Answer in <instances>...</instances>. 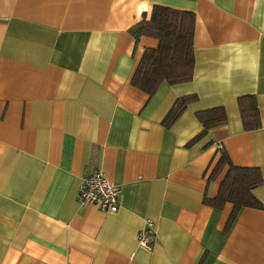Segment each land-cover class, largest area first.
<instances>
[{
    "label": "crops",
    "instance_id": "0c3cea01",
    "mask_svg": "<svg viewBox=\"0 0 264 264\" xmlns=\"http://www.w3.org/2000/svg\"><path fill=\"white\" fill-rule=\"evenodd\" d=\"M153 6L192 13L190 82L151 97L131 86L157 41L129 30ZM195 96L177 121L174 102ZM254 97L245 131L237 100ZM227 123L201 131L199 111ZM224 152L264 180V0H0V264H264L262 209L203 204L227 173ZM104 174L118 210L82 206V178ZM150 221V251L137 232Z\"/></svg>",
    "mask_w": 264,
    "mask_h": 264
},
{
    "label": "trees",
    "instance_id": "16d2710c",
    "mask_svg": "<svg viewBox=\"0 0 264 264\" xmlns=\"http://www.w3.org/2000/svg\"><path fill=\"white\" fill-rule=\"evenodd\" d=\"M194 29L195 17L189 12L153 6L148 16L143 15L141 21L134 25L129 33L135 43H138L141 37H148L156 40L157 46L154 49L144 50L131 78V86L151 97L163 83L173 86L190 82L195 65ZM195 100V96L177 99L163 118L161 125L169 129L187 105ZM237 105L244 130L250 131L259 127V112L254 97H240ZM195 118L201 126V131L187 143V146L201 140L210 130L227 123L225 111L221 107L199 111L195 114ZM224 165L228 170L218 186L216 195L212 198L205 197L203 204L217 210H221L225 204H230L232 211L229 224L231 225L240 209H262V205L255 199L252 191L264 180L257 169L232 166L224 152L221 153L209 180H213Z\"/></svg>",
    "mask_w": 264,
    "mask_h": 264
},
{
    "label": "built area",
    "instance_id": "2783aa9c",
    "mask_svg": "<svg viewBox=\"0 0 264 264\" xmlns=\"http://www.w3.org/2000/svg\"><path fill=\"white\" fill-rule=\"evenodd\" d=\"M120 190L109 183L99 171L85 175L77 191V201L82 206H94L101 212L115 213L118 210ZM153 223L147 221L136 234L139 248L150 251L154 241Z\"/></svg>",
    "mask_w": 264,
    "mask_h": 264
}]
</instances>
